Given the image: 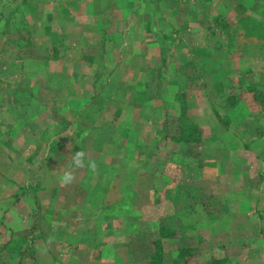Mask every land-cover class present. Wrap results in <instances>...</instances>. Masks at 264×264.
<instances>
[{"label": "rangeland", "instance_id": "obj_1", "mask_svg": "<svg viewBox=\"0 0 264 264\" xmlns=\"http://www.w3.org/2000/svg\"><path fill=\"white\" fill-rule=\"evenodd\" d=\"M128 1L0 0V147H6L0 148V158L15 151L18 156L34 152L38 157L32 180L18 181L23 186L18 198L9 187L10 192H2L0 185V264H105L91 259L90 244H70L75 239L67 229L83 218L79 206L90 200L85 196L94 188L79 178L60 186L62 170L76 152L84 154V161L96 157L97 150L108 152L106 145L91 149L93 142L111 140L120 155L125 154L127 112L140 133L145 118L152 123L154 142L139 144L134 151L139 162L129 168L133 175L143 173L144 182L140 179L130 190L123 180L116 190L126 204L134 202L129 217L137 219L139 228L119 264L144 262V244L157 240L162 226L174 233L164 245L167 260L183 238L190 237L199 246L188 264H264V0H134L141 8H130ZM132 11L140 17L126 26L124 20ZM97 14L104 17V28L98 26L101 32L95 25ZM131 26L128 48L108 46L111 31ZM148 30L153 34L147 36ZM154 40L160 43L159 51L152 49ZM114 49L113 59L125 64L122 69L113 64L114 80L135 81L111 83L117 103L98 100L105 85L99 91L92 84L94 72L111 78L101 65L106 51ZM132 49L136 51L130 60L127 51ZM77 62L84 65L79 71L86 86L93 87L89 92L73 78ZM161 66L160 81L153 82L150 71ZM141 90L144 100L153 99L150 108L142 109ZM83 93L91 98L84 102V112L73 116L71 100ZM31 113L36 115L32 121ZM18 124L23 129L14 131ZM29 124L34 126L30 133L24 128ZM69 126L76 131L99 129L85 136L70 133L62 140ZM33 141L36 151L28 146ZM13 142L16 150L9 146ZM44 162H49L48 175L35 182ZM36 185L39 192L44 186L63 187L64 198L50 216L44 213L40 195L39 206L16 209ZM101 191L107 192L103 187ZM92 199L99 200V193ZM63 207L68 213H62ZM31 208L36 211L29 216ZM91 214L94 219L88 226L83 223L77 240L95 242L101 235L99 226L108 214L98 209ZM199 218L208 222L203 226Z\"/></svg>", "mask_w": 264, "mask_h": 264}, {"label": "crops", "instance_id": "obj_2", "mask_svg": "<svg viewBox=\"0 0 264 264\" xmlns=\"http://www.w3.org/2000/svg\"><path fill=\"white\" fill-rule=\"evenodd\" d=\"M127 4L129 5L130 8H133V6H135V5L137 8L138 7L141 8V6H138L139 4H137V2H135L134 0L128 1ZM132 10H134V9H132ZM94 17H95V25L97 26V31L101 32V30H99L98 26L101 28H104L103 26H101V21H104L103 14L102 15L97 14V16H94ZM139 17H140L139 12L136 13V12L132 11L130 18H128L127 20H124L126 22V26H128V24H131L133 26V23L135 22V20H138ZM132 26L126 27V28L122 29L121 31H116V30L111 31L112 35L110 36V38L107 41L108 46L111 47L112 43H116V44L120 45L122 48H128L130 38L132 35V31H131ZM152 32L153 31L148 30V32H145V33L147 36H150L153 34ZM131 43H132V41H131ZM145 45H146L145 47H148L147 44H145ZM149 45H150V42H149ZM155 45H156V47H154L152 49L155 51H159L160 50V47H159L160 43L155 41ZM123 46H125V47H123ZM130 47H132V44H130ZM134 50L135 49H132L131 52L127 51V53H128L127 57L130 56V60H132V54H134L133 53ZM106 52H107L105 54L106 57L102 60L101 69H103L104 71L111 72V78L109 79L108 76L104 73L100 76V75H97L96 72H94V73H92V77L93 78L95 77V79H94V82H92V84L97 86V90L102 89V87L105 85L104 86L105 90H102L100 95L99 94L96 95V98L98 100H100V97L101 98L105 97L109 100V102L111 101V102L117 103V96L115 97L114 95H112L110 93V89H112L111 83L117 84L118 82H120L124 85H129L130 83H133L134 80L129 82V81H126L127 78L126 79L124 78L123 81H121V80L115 81L114 79H116V78H114V73H113L111 67H114L113 66V64H114L115 66L117 65L116 66L117 69H122V68H124L123 65H125V64L119 62L120 60L113 59V58H115L114 52H117L116 49L112 50L111 52H109V51H106ZM127 53H125V54H127ZM89 62H92V61H89ZM99 63H101V62H96V66H98ZM118 63H119V65H118ZM80 64H81L80 62L76 63V65H77L76 68L78 69V73L73 72V78L77 77L75 80L77 82V84H78V82H80L81 85L86 86L87 83L85 80V75L82 72L80 73V71H79L81 69V67H84V65L81 64V65H83V66H81ZM159 64L162 65V62H160ZM87 65L88 64H86V66ZM162 67L163 66H161L160 68H158L156 70L150 71L151 75L154 77L153 82L157 81L159 83L160 76H158V73H159V69L162 70ZM90 69L93 70L92 67H90ZM104 75H105V77L103 78ZM155 75H156V77H155ZM96 76H98V77H96ZM150 83H152V81ZM146 85L147 84H144L143 87H145ZM86 88H88V91H86V90L85 91L89 92L90 90H92L93 87L90 84L88 87L86 86ZM76 94L79 95L81 93L79 92ZM106 95H108V96H106ZM138 96H141L142 101H143V104L141 105L142 109L150 108L149 106L152 105L151 103H152L153 99L148 98L147 100H144L143 90H141V93H138ZM16 97L21 98L22 95L17 94ZM63 98H64V101L71 100L69 97L66 99V97L63 96ZM90 98L91 97L89 95L85 96L84 93L78 97L74 95V97L71 100V102H73L75 105V107L72 111L73 116L79 117L80 116L79 113L81 111L84 112V110H85L83 107L84 102L85 103L88 102L90 100ZM171 104H173V103H171ZM159 108L160 107H156V110L154 111L158 117L156 120L157 122L161 120L159 118V115H160ZM163 108H164V106L160 109H163ZM129 109L130 108L128 107L127 110H129ZM151 109H153V108H151ZM83 112H82V114H83ZM127 113H128L127 114V116H128L127 122L125 123V127H124L125 133H123V135H124L123 137L126 140V141H124V145H123L124 146L123 149L125 151V154L122 153V155H120V152L118 151L117 144L114 142L113 143L110 142L111 140H108L109 143L107 141H104L102 143L93 142L91 149H93V148L97 149L98 147H102L104 149V145H106V147H108L107 148L108 152L105 150H103L104 152L101 150L100 151L97 150L96 151L97 152L96 157L88 158L84 161L85 167L77 168L74 166L72 161L71 162L69 161L68 164H66L67 166L62 170L64 173V176L67 175L66 173H68L69 175H71L72 179L73 178H79L82 182L81 184H83V182L85 180V182L87 181L88 186L90 183V184H93V188H94L91 192L86 193L87 195L85 196V198L90 197V200L86 201V199H85V202L83 204H80V206H79L80 207L79 212L81 211V215L83 216V218L79 217L77 219V222H73V224H70L68 229H67V232H68L67 234L70 237H72L73 239H75L73 241H70V244L74 247H79V246L83 247L85 245L90 244V247L93 249V252L91 253L93 257L91 259H94L97 261L104 260L105 264H119L120 262H124L126 259V253L125 252H127V246L129 245L131 238H133L136 235L137 231H139L137 219L132 221L131 217H133V216L129 217L131 215V213L134 212V210H133L134 202L131 201L132 200L131 199V200H127L128 202H131V204L130 205L126 204V202L123 201L122 197L124 195L122 194V192H116V190L119 188H122V185H120V184L123 180L127 181V184H125V186H127L126 188H130V190H131V188H134L136 186V184H139L140 179L143 180V178H144L143 173L141 175H139V174L133 175L132 170L129 168H131V166L134 165V163L136 161L139 162L135 156V153H134V151L139 147V144L145 145L146 142H149V143L154 142L153 140H151L152 139L151 138L152 133H151V128H150L151 125L150 124H152V123H148V121L145 118V121H142V123H141L142 129H141V133H140V131L135 130L136 124H135V121L132 119L133 116H129L130 112H127ZM35 117H36V115L31 113L29 116V120L32 121ZM18 126L19 127L14 128V131H16V130L18 131V129H20V128L23 129V126L21 124H18ZM24 128H25V131L27 130L28 133L33 132V130H34V126H32V124H29L28 126H25ZM98 129L99 128H97V126H94V128L84 127L81 131H79V130L76 131L72 128L70 129V126H69V128H67L66 131H64L63 134L61 135V139L63 140L65 135H67V137L69 139L68 135L70 133H72V134L73 133H78V134L80 133V134H82V136H85V133H95L98 131ZM144 132H145V137L143 138ZM161 132L162 131H159L157 133V136H159V135L161 136ZM111 133H112L111 134V136H112L114 134L113 129H112ZM68 139L66 141H68ZM35 141L37 142L36 138H35ZM35 141L28 143V146H30V150H32L33 148L35 149V151L37 150L38 144ZM66 141H65V144L67 143ZM11 143H12V141H11ZM10 145H12L13 148L16 150V147L18 144L16 142H13V144H9V146ZM57 145H59V144H57ZM57 145H56V147H57ZM51 146H53V143ZM56 147L54 146L52 148L54 149ZM0 148L3 150H6V147L4 145L1 146ZM15 152H13V154L9 155L7 158L5 156L0 158V185H1L2 192H10L9 189H11L10 194L13 196H16L18 198V196L20 194H22L21 190L23 189V186L19 185L18 181L32 180V175H35V173L38 171V157H37V154H34V152L33 153L30 152V154L27 153V154H29V156H21V155L18 156L17 153H15ZM44 163H45V165H44L45 167L42 169L40 176H34V178H33V180L35 182L39 181V179H40V181H42L43 179L45 180L46 179L45 176L48 175L47 173L49 172V168H47V167L49 165V162H44ZM91 164H94V167H92ZM122 167H124V169H122ZM6 173H8V174L11 173L12 175L15 174V176L13 178L12 177L9 178L6 175ZM13 181H16V183H12ZM143 182H144V180H143ZM10 183H12L13 188L9 185ZM65 184H66V182L64 180V182L61 183L60 186H63ZM7 187H9V189ZM101 187L106 188L107 192H102ZM62 188L63 187H59V188L49 187L48 188L47 186H44V187H40L41 192H39V186L38 185H36L34 188L30 187V189H29L30 195L24 194L25 196L23 195L24 198L22 199V201L17 202V205H16L17 208L16 209H22L23 207H26L27 205H25V204H29L32 208H33V205H35V203H37V206H39L38 203L40 201L37 199V197H39V195H40L41 198L43 199L41 204L43 205L44 213L47 214L48 216H50L51 214H53L57 211V209H58L57 206H59L60 200L64 198L63 193H61ZM12 189H14V190H12ZM98 193L100 195V199L99 200H96V199L93 200L92 198L97 197ZM132 195H133V193H132ZM130 197H131V195H130ZM32 208L28 212L27 215L32 216L31 214L33 213V211H36V209H32ZM97 209L101 213H107L108 214V216L105 217V220L100 223L99 232L101 233V235H99V237L97 238V240L95 242H88L86 240H83V241L77 240V237H75V236H80V234H81L80 229H82L80 227L83 226V223H85V225L88 226V224L92 221L91 219H94L92 217L91 213L96 212ZM136 210L139 212L138 209H136ZM145 210L146 211L150 210L149 206H146ZM64 212L68 213L66 208L63 207L62 213L64 214ZM116 212H117V214H116V216H114L113 213H116ZM118 213H120V215H118ZM141 213L144 214L143 208L141 209ZM124 220H125V222H124ZM127 220H129V222H127ZM198 222H202L203 226H204L208 221L203 222V219L199 218ZM125 223H126V226H124ZM210 224L211 223H209L208 226ZM75 229H77V230H75ZM86 229H90V228L86 227L85 230ZM121 229L126 230L125 235L118 233L117 230H121ZM87 237H91V236H87ZM103 255H105V256L110 255V256L107 257L108 259H104L103 257H101Z\"/></svg>", "mask_w": 264, "mask_h": 264}, {"label": "trees", "instance_id": "obj_3", "mask_svg": "<svg viewBox=\"0 0 264 264\" xmlns=\"http://www.w3.org/2000/svg\"><path fill=\"white\" fill-rule=\"evenodd\" d=\"M256 98V97H255ZM165 227V226H164ZM174 237V233L171 229L160 228L159 238L151 243L144 244L146 247L142 249V257L146 254L144 262H137L132 259L131 264H188V259L192 258L193 253L197 250L199 242L190 237H184L181 244H178V248L174 251L172 260H167L165 254V247L167 241H170ZM176 242L178 239H174ZM179 241V240H178ZM171 258V257H170ZM141 260V259H140ZM129 263V262H128Z\"/></svg>", "mask_w": 264, "mask_h": 264}, {"label": "clouds", "instance_id": "obj_4", "mask_svg": "<svg viewBox=\"0 0 264 264\" xmlns=\"http://www.w3.org/2000/svg\"><path fill=\"white\" fill-rule=\"evenodd\" d=\"M84 154L82 152H76L73 157V163L74 166L77 168H83L85 167L84 164ZM92 167H94V164H91ZM72 179L71 175H65L64 180L65 182H70Z\"/></svg>", "mask_w": 264, "mask_h": 264}]
</instances>
